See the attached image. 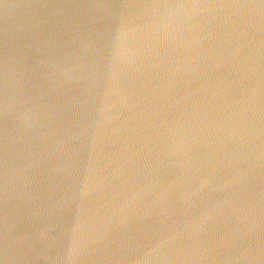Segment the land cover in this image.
I'll return each instance as SVG.
<instances>
[{
    "label": "water",
    "instance_id": "water-1",
    "mask_svg": "<svg viewBox=\"0 0 264 264\" xmlns=\"http://www.w3.org/2000/svg\"><path fill=\"white\" fill-rule=\"evenodd\" d=\"M40 10V65L0 49V264H264V0Z\"/></svg>",
    "mask_w": 264,
    "mask_h": 264
},
{
    "label": "rangeland",
    "instance_id": "rangeland-1",
    "mask_svg": "<svg viewBox=\"0 0 264 264\" xmlns=\"http://www.w3.org/2000/svg\"><path fill=\"white\" fill-rule=\"evenodd\" d=\"M42 1L47 3V0H3L2 2L0 0V42L2 43V40L4 39L3 32L5 30V23L3 22L5 21H7V25L11 27L16 26L17 25L16 23H19L20 29L17 30V28L13 27L12 29L13 32H17L18 34L25 32L26 37L27 36L35 37L36 33L34 32L31 34L26 33L27 28H25V22L27 21L32 22L31 20L34 21L43 16H48L44 11L40 10V3ZM52 1L54 2V0ZM56 1L58 0H55V3ZM14 22L15 24H13ZM39 37L37 39L40 40Z\"/></svg>",
    "mask_w": 264,
    "mask_h": 264
},
{
    "label": "bare ground",
    "instance_id": "bare-ground-1",
    "mask_svg": "<svg viewBox=\"0 0 264 264\" xmlns=\"http://www.w3.org/2000/svg\"><path fill=\"white\" fill-rule=\"evenodd\" d=\"M2 1L3 0H1V2ZM60 11H62V10H60ZM29 18H32V17H29ZM39 19H40V22H41L42 25H48L49 22H50V21L46 22L48 19H50L48 16H43V17H41ZM31 21L32 22H29V21L25 22V28H27L26 29V31H27L26 33L31 34V33L34 32V33H36L35 37L34 36L33 37H31V36H27L26 37L25 32L21 33V34H18L17 32H13L12 31L13 27L17 28V30L20 29L19 23H16L17 24L16 26H12L11 27V26L7 25L6 21L5 22L2 21L3 23H5V30L3 32V36H4L3 37L4 39L2 40L3 44L0 42V49H1L2 45H3L5 48H7V50H6L7 53H12L11 50L9 49L8 45H5V44H8L12 40L15 42V44L16 43L19 44L21 42V45L23 46V49L26 51L25 52L26 55L29 56V60H31L29 62V65L38 66V65L41 64L40 51L42 49L43 37H41V36L39 37V35L37 33L38 32L37 31L38 19H36L34 21L31 20ZM12 22H13V19H12ZM13 24H15V22ZM9 30H11V31H9ZM38 37L40 38V40L37 39ZM4 58H5V56H1V50H0V66H1L2 63H5V61H4L5 59ZM12 81L14 83V80H12Z\"/></svg>",
    "mask_w": 264,
    "mask_h": 264
}]
</instances>
